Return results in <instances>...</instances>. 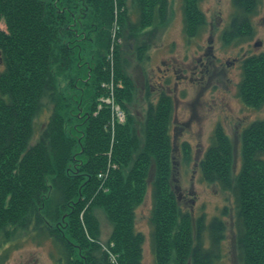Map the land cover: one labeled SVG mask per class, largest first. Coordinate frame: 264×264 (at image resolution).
I'll return each instance as SVG.
<instances>
[{
  "label": "trees",
  "instance_id": "trees-1",
  "mask_svg": "<svg viewBox=\"0 0 264 264\" xmlns=\"http://www.w3.org/2000/svg\"><path fill=\"white\" fill-rule=\"evenodd\" d=\"M201 1L183 2L184 33L190 39L205 26ZM233 1L237 12L222 33L227 45L252 39L251 17L263 0ZM128 2L0 0L9 24L7 32L0 28V248L16 233L32 231L36 241L53 240L61 264H111L110 253L120 264H141L145 236L136 231V214L154 166L150 220L156 263L172 264L171 255L173 264H216L221 258L224 220L216 217L207 224L202 215L192 222L170 187L175 101L163 91L152 102L147 84L149 106L137 126L128 109L135 85L119 49L114 72L107 67L115 21L122 36L167 21L168 0H131L132 8ZM242 65L240 96L259 111L264 108V53ZM107 80L120 84L116 102L128 116L114 139L108 107L98 110ZM46 111L49 118L31 145L36 119ZM243 130L237 174L232 173L231 141L220 125L200 168L204 182L234 197L238 264H264V120ZM96 209L112 224L110 251L102 248ZM6 258L0 249V264Z\"/></svg>",
  "mask_w": 264,
  "mask_h": 264
},
{
  "label": "rangeland",
  "instance_id": "rangeland-1",
  "mask_svg": "<svg viewBox=\"0 0 264 264\" xmlns=\"http://www.w3.org/2000/svg\"><path fill=\"white\" fill-rule=\"evenodd\" d=\"M183 2L168 0L167 21L158 28H147L136 36L127 32L120 35L122 27L115 21L112 25L113 42L106 55L107 67L113 71L116 63L114 55L116 48L119 49L123 60H126L125 70L135 85V94L128 109L133 113L137 126L144 120L149 106L146 98L148 91L145 89L147 84L152 102H158L163 91L175 101L170 187L178 206L192 222L202 215H205L207 224L216 217L224 220L226 235L221 246V258L216 264H238L234 197L220 186L203 181L200 161L220 125L231 141L232 173L237 174L243 163L240 152L243 129L253 122L264 120V108L258 111L247 106L240 96L239 87L244 72L242 62L247 57L264 53V0L251 17L252 39L238 44L235 41L231 45L225 44L222 33L237 12L233 0H202L200 9L205 26L191 39L184 33ZM128 5L132 8L131 0ZM130 16L136 22V16L133 13ZM5 17V13L0 11V28L7 32L9 24ZM139 47L144 49L139 52ZM3 69L0 54V72ZM60 84L62 88L66 85L64 82ZM117 85L108 80L103 84L107 94L99 99L98 106V110L106 106L110 111L113 139L117 126L128 118L125 109L116 102ZM48 113L43 112L37 117V135L33 137L31 145L36 143L44 129ZM187 155H190V160L186 159ZM154 172L153 166L149 173V191L136 214V231L145 236L141 264H157L152 249L150 220ZM94 212L100 223L102 248L110 251L108 240L112 234V224L102 209ZM33 234L32 231L18 232L11 241L2 244L1 253L7 254L5 264H61L57 262L60 257L53 240L36 241ZM206 234L204 245L207 248L209 239ZM193 238H196V229ZM108 255L111 264H120L117 254ZM171 256L169 260L173 264L174 255ZM191 263V260L186 261V264Z\"/></svg>",
  "mask_w": 264,
  "mask_h": 264
}]
</instances>
